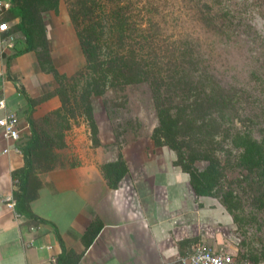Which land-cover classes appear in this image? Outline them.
Here are the masks:
<instances>
[{
	"label": "crops",
	"instance_id": "obj_1",
	"mask_svg": "<svg viewBox=\"0 0 264 264\" xmlns=\"http://www.w3.org/2000/svg\"><path fill=\"white\" fill-rule=\"evenodd\" d=\"M63 25L72 32V25ZM1 34L0 99L20 120L17 146L30 135L28 119H41L60 101L50 96L29 107L26 96L53 91V77L40 68L34 51L11 58L6 68L11 53L5 55ZM97 136L98 146L84 147L76 139L69 163L37 172L41 186L30 207L46 222L31 224L7 206L16 188L11 173L23 160L21 152L3 151L7 144L0 129V264H179L197 243L223 247L237 264H264L257 260L259 252L241 249L233 217L219 199L194 193L188 174L173 164V150L152 143L118 152ZM119 153L128 171L111 188L100 166ZM89 225L93 233L85 246ZM63 251L65 260L57 261Z\"/></svg>",
	"mask_w": 264,
	"mask_h": 264
},
{
	"label": "rangeland",
	"instance_id": "obj_2",
	"mask_svg": "<svg viewBox=\"0 0 264 264\" xmlns=\"http://www.w3.org/2000/svg\"><path fill=\"white\" fill-rule=\"evenodd\" d=\"M23 1L35 6V18L43 27V34L35 35V55L44 61L45 67L49 66L48 56L58 72L66 76L62 90L68 100L62 113L68 118L69 126L62 134L65 146L58 150L53 164H67L73 159L76 139L77 144L84 147L89 143L91 146L101 144L98 139L99 144L94 145L79 100L83 79L78 73L83 70L85 59L75 30L69 32L64 25L59 26L60 22L71 25L67 0H60L57 13L52 8L44 10L40 2ZM141 2L153 3L146 6L151 7V20L160 27L155 52L163 61L164 71L171 69L178 54L186 50L194 61L187 58L185 63L198 76L206 72L232 94L231 101L227 100L225 105L209 106L204 120L197 118L195 123L204 126L199 139H205L206 144L198 145L193 138L190 145L195 150L207 149L218 156L220 175L213 191L236 215L233 232L241 249L258 252L264 243V208L258 206L264 178L261 170L250 171L238 163L240 150L232 145L231 135L247 131L257 140L264 137V0H217L216 5H209L216 13L209 26H205L201 18V0ZM6 13L3 12L1 20L6 19ZM19 36L16 47L3 46L5 55L25 46L23 36ZM53 82L56 88L54 79ZM152 92L149 82L142 81L107 86L101 94H91L93 117L104 146L118 152L125 146L131 153L135 147L152 145L151 135L159 123ZM167 93L162 87L160 97ZM54 125V122L47 123L41 131L53 136L57 129ZM186 131L184 128L180 133ZM206 132L209 135H204ZM184 151L190 150L184 148ZM195 165L202 169L207 162L197 160Z\"/></svg>",
	"mask_w": 264,
	"mask_h": 264
},
{
	"label": "trees",
	"instance_id": "obj_3",
	"mask_svg": "<svg viewBox=\"0 0 264 264\" xmlns=\"http://www.w3.org/2000/svg\"><path fill=\"white\" fill-rule=\"evenodd\" d=\"M10 5L6 19L2 22H12L19 18L17 23H10L7 31L1 32L2 38L11 37L13 46L20 41L19 34L23 36L25 46L5 58V67L9 60L28 51H34L35 35L43 34L40 20L35 18L37 10L31 3L23 0H7ZM43 4V9L52 8L58 12L60 0H33ZM67 13L71 25L75 30L81 53L85 59L83 70L78 74L83 79L82 92L79 100L82 103L83 114L89 124L94 145L99 144L98 127L93 117L91 94H101L107 86H117L135 82L147 81L152 87L155 101L158 125L154 127L151 138L155 146H167L175 153L173 164L188 174L189 183L194 193L217 197L226 210L236 221V215L232 207L224 199H220L214 193L220 175V160L217 155L209 150H195L190 145L194 138L195 143L206 144L205 139H199L202 123H195L197 118L205 119L207 109L213 105H225L231 101L230 90L217 84L213 77L206 73L197 75L192 67L185 62L187 58L193 62L190 52L183 50L174 60L171 69L164 71L163 61L155 52L159 39L160 27L152 21V2L141 0H67ZM217 0H201L203 5L200 10L201 18L205 26L213 24L216 13L211 11L209 5H216ZM215 24V23H214ZM223 24V21H221ZM216 25V24H215ZM47 55V54H46ZM40 68L49 73L57 83L53 91L31 98L26 96L29 107L42 102L50 96H57L60 106L46 114L39 120L28 119L30 135L17 143L22 155L23 164L11 173L15 179L16 188L13 190L16 212L23 215L31 224L46 222V220L33 213L30 202L37 197L41 181L37 175L39 170H49L55 165L57 159L56 149L65 146L63 132L68 125V118L62 113L67 107L66 92L62 90L64 74L52 65L48 59V67L36 54ZM166 92L160 97L161 88ZM22 90V88H21ZM202 112V113H199ZM55 123L53 136L41 131L43 125ZM206 125V124H204ZM187 128L184 134L181 129ZM205 130V128H204ZM209 135L207 132L204 135ZM231 143L240 150L238 163L246 169L261 170L264 178V137L255 139L249 132L236 131L231 135ZM184 148H189L186 153ZM197 160L207 162V165L199 169L195 163ZM107 184L116 188L119 181L127 173L128 168L122 155L105 162L100 166ZM259 208H264V188L258 196ZM93 233L89 225L84 235L85 246L91 239L87 234ZM258 259H264V243L259 249ZM65 260L64 251L57 261ZM255 260V261H257Z\"/></svg>",
	"mask_w": 264,
	"mask_h": 264
},
{
	"label": "built area",
	"instance_id": "obj_4",
	"mask_svg": "<svg viewBox=\"0 0 264 264\" xmlns=\"http://www.w3.org/2000/svg\"><path fill=\"white\" fill-rule=\"evenodd\" d=\"M10 3L7 0H0V17L3 12L8 9ZM0 32L8 30L10 24L8 22L0 21ZM7 40V42H5ZM1 40L3 46L12 47V38L8 37ZM5 42V43H4ZM0 108L4 110L2 116H0V129L2 137L6 142L7 146L3 149L4 152L14 150L15 152H21L19 147L15 143L20 139L21 134V123L17 114L6 107L4 99H0ZM7 206L12 209L14 208L15 200L12 196L7 198ZM15 216L20 218L23 217L20 213L14 211ZM179 264H237L233 255L227 252L223 247L215 248L211 245L202 243L195 244L191 251L185 256L179 258Z\"/></svg>",
	"mask_w": 264,
	"mask_h": 264
},
{
	"label": "snow or ice",
	"instance_id": "obj_5",
	"mask_svg": "<svg viewBox=\"0 0 264 264\" xmlns=\"http://www.w3.org/2000/svg\"><path fill=\"white\" fill-rule=\"evenodd\" d=\"M0 27H3V26H0Z\"/></svg>",
	"mask_w": 264,
	"mask_h": 264
}]
</instances>
